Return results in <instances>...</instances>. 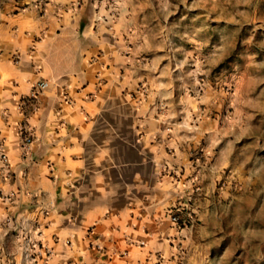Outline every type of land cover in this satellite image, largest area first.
Listing matches in <instances>:
<instances>
[{
	"label": "crops",
	"instance_id": "1",
	"mask_svg": "<svg viewBox=\"0 0 264 264\" xmlns=\"http://www.w3.org/2000/svg\"><path fill=\"white\" fill-rule=\"evenodd\" d=\"M86 3L0 0V264H170L181 241L164 170L172 141L134 101ZM38 81L46 87L24 115L19 101ZM19 228L50 250L45 261L29 262Z\"/></svg>",
	"mask_w": 264,
	"mask_h": 264
},
{
	"label": "rangeland",
	"instance_id": "2",
	"mask_svg": "<svg viewBox=\"0 0 264 264\" xmlns=\"http://www.w3.org/2000/svg\"><path fill=\"white\" fill-rule=\"evenodd\" d=\"M172 141L170 264H264V0H85Z\"/></svg>",
	"mask_w": 264,
	"mask_h": 264
},
{
	"label": "built area",
	"instance_id": "3",
	"mask_svg": "<svg viewBox=\"0 0 264 264\" xmlns=\"http://www.w3.org/2000/svg\"><path fill=\"white\" fill-rule=\"evenodd\" d=\"M45 87V81H38L31 86L29 94L27 96L22 97L19 101V108L22 114L25 115L27 113V110H32L34 100ZM16 132L19 137L21 148L23 150H27L29 144L32 142L33 137L25 121L21 122L18 125ZM0 163L2 168L7 171V158L2 149H0ZM169 220L172 223H176L177 218L175 215H170ZM16 231L17 232L15 233V236L18 241L17 244L21 247L30 263H35L37 261H45L48 258L50 250H48L44 245H42L38 238H30L28 232L25 231L23 228H19V231L16 229ZM3 264H12V261L8 257H6L4 259Z\"/></svg>",
	"mask_w": 264,
	"mask_h": 264
}]
</instances>
